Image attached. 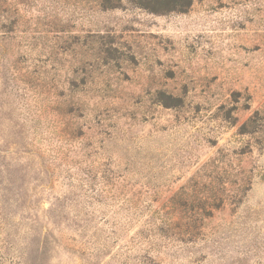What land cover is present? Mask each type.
Returning a JSON list of instances; mask_svg holds the SVG:
<instances>
[{"label":"rangeland","instance_id":"1","mask_svg":"<svg viewBox=\"0 0 264 264\" xmlns=\"http://www.w3.org/2000/svg\"><path fill=\"white\" fill-rule=\"evenodd\" d=\"M138 1L0 0V264H264V0Z\"/></svg>","mask_w":264,"mask_h":264},{"label":"trees","instance_id":"2","mask_svg":"<svg viewBox=\"0 0 264 264\" xmlns=\"http://www.w3.org/2000/svg\"><path fill=\"white\" fill-rule=\"evenodd\" d=\"M100 1L99 7L103 10L117 9L121 6L122 0H98ZM138 5L154 14H166L170 12L186 13L192 6V0H139ZM261 112H255L247 122H245L240 132L241 134H249L256 131V126L264 118L260 117ZM186 187H183L172 199H170L166 205H164L158 211H154V215L160 219L158 224L154 225L156 231L160 235L166 234L168 238H177L182 243H187V241L193 242L194 239L199 237V232L203 229L202 222L194 220V215L200 216L202 219H207L213 216V212L220 208L218 204L209 202L210 204L197 203V198L188 199L186 201L185 196H187ZM193 201V202H191ZM191 202V203H190ZM187 212L188 222H183L173 219V215H181ZM188 213L191 216H188ZM193 215V216H192ZM186 218V219H187ZM151 230V232L156 235V231ZM151 227L146 230L149 233ZM144 232L142 231L140 235L142 236Z\"/></svg>","mask_w":264,"mask_h":264}]
</instances>
